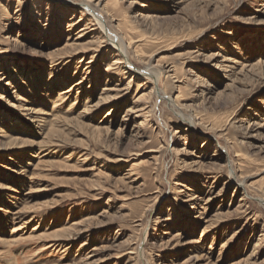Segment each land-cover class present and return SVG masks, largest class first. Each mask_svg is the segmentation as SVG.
I'll return each mask as SVG.
<instances>
[{"label":"rangeland","instance_id":"rangeland-1","mask_svg":"<svg viewBox=\"0 0 264 264\" xmlns=\"http://www.w3.org/2000/svg\"><path fill=\"white\" fill-rule=\"evenodd\" d=\"M64 1L0 0V264H264V0H103L156 84L96 33L52 65L86 24Z\"/></svg>","mask_w":264,"mask_h":264},{"label":"bare ground","instance_id":"bare-ground-1","mask_svg":"<svg viewBox=\"0 0 264 264\" xmlns=\"http://www.w3.org/2000/svg\"><path fill=\"white\" fill-rule=\"evenodd\" d=\"M44 0H36V3H33L34 6H38L39 2H42ZM98 1V3H96ZM103 0H93V1H90V0H80L79 2L77 1H69L67 0L64 1L65 4L68 5V7H70L69 9H72L73 10H77L79 9L81 11V15H82V18L81 19H78L80 20V22H85V27L81 30V32L78 34V37L77 39H75L73 41V39L71 40L72 42L70 43H67L65 48H64V51L62 52H57L54 53L56 54V56L53 57H50L52 58L51 59V64H61L62 60H63V63L65 62L64 60H66L65 58L63 57H72L74 55H83V57H81V62L82 61H85V59L89 58L90 60V63L89 64H97L98 63V59H99V56H100V53L101 51L104 50L105 48V45L103 46V44L97 46L96 48H93L91 47L92 45H87L86 43H83V40L86 39V37H89L90 35H92L93 33H96V34H100V35H103V38L106 39V41L104 42L105 44L108 43L109 46H111V49L112 52L111 54H114V57L116 59L113 60V63H111L107 69V72H109L110 70H114V66H118L119 64L120 65H123L124 69L127 71L128 74H131L132 77L133 75L137 76V77H142V78H145L147 79L148 81H151L152 83L156 84L159 80H160V77H161V73L162 71H158L156 70V67H153L151 65L147 66L145 69H139V68H136V66L130 61V50H132L133 46L132 44H125L123 42V39L114 34L112 31H111V26H109V23H108V20H107V16L105 17L104 15H102L101 13H98L96 7L100 6L101 2ZM37 14V13H36ZM88 14L89 18H85L84 20V16H86ZM110 16V15H109ZM73 23V22H72ZM38 24H40V22H38ZM72 25V30L76 27L75 25L76 24H71ZM116 27V26H115ZM94 36V35H93ZM94 38V37H93ZM92 38V39H93ZM97 38V37H96ZM95 39V38H94ZM99 39V38H98ZM67 41L70 40V38L68 37L66 39ZM93 41V40H92ZM101 41V40H100ZM125 41V40H124ZM90 43V42H89ZM108 46V47H109ZM69 49L72 51V53H68L67 51H69ZM61 50V49H60ZM59 51V50H58ZM105 51V50H104ZM135 51V50H134ZM138 52V51H137ZM138 54V53H137ZM48 55V54H47ZM53 55V53H52ZM90 55H92L91 57H89ZM139 56V55H138ZM225 63L229 62V60H225L224 61ZM86 63V62H85ZM217 68H224L226 69V74L228 75V73H230L231 71H228L227 69H230L229 67L225 66L224 63L221 65V66H218ZM37 68H34V70H37ZM172 69V68H171ZM169 70V74L174 72V70ZM165 71L166 68H164ZM39 71V70H38ZM167 72V73H168ZM228 78V77H227ZM80 84V83H79ZM129 85V84H128ZM76 86V85H75ZM130 87V86H129ZM109 89V88H108ZM112 90V89H111ZM154 94L156 96H159V98L161 99H164L166 101H168L169 103V106H171L172 110L174 113H176L178 116H182V120L187 123L191 128H195L197 126V121L196 120H193V118H190V116H188V114L186 115L184 113V111H182L181 107H179L176 103V100H174V98L172 96H169V95H166L164 94L161 90L157 89L155 86L154 88L152 89ZM123 91V90H122ZM71 92V91H70ZM110 92V91H109ZM117 93V92H116ZM204 93V92H203ZM64 94H67V93H64ZM121 94V93H120ZM110 95V94H109ZM117 96V95H116ZM144 98V95L140 96L139 97V100L143 99ZM103 99V98H102ZM122 99V97H120L119 99L116 98V97H112L111 96H107V97H104V100L105 101H115L116 102H119V100ZM19 100H23L21 98H19ZM138 100V101H139ZM144 100V99H143ZM140 102V101H139ZM101 103V101H100ZM103 104V103H102ZM101 105V104H100ZM99 105V106H100ZM95 106H98L95 105ZM93 108V107H92ZM134 108V107H133ZM89 110V109H88ZM87 110V111H88ZM91 110V109H90ZM93 110V109H92ZM145 110H148L147 109H143L142 111H145ZM24 113L23 115H25L29 121L33 124V127H42L41 124V120H38L37 119V114L38 112L34 111L32 108H24L23 109ZM139 111V110H138ZM149 112V111H148ZM87 113V112H85ZM84 116V115H83ZM40 118V117H38ZM196 118V117H195ZM45 119V118H44ZM43 120V118H42ZM60 120V119H59ZM57 121V120H56ZM64 122V121H63ZM57 126V124H56ZM53 127V126H52ZM264 127V124L262 125L261 128ZM55 130V129H54ZM99 130V129H98ZM52 132V131H50ZM1 133V132H0ZM177 133V132H176ZM59 134V133H58ZM8 135V134H7ZM52 135V133L50 134ZM54 136V135H53ZM10 138V136H2V138ZM52 137V136H51ZM219 137V136H218ZM53 138V137H52ZM25 142V141H23ZM27 143V142H26ZM44 143V142H43ZM45 145V144H44ZM163 145V144H162ZM23 146V145H22ZM228 150V149H227ZM39 154V153H38ZM231 159V158H230ZM234 163V162H233ZM166 164V163H165ZM229 166H230V169H231V180H234V179H237L236 178V175H235V170H234V166L232 164V162L229 163ZM134 182V181H133ZM237 184L239 185V187H244L245 184H246V181L245 180H236ZM246 187V186H245ZM245 189V188H244ZM198 198V197H197ZM193 200H195V197L190 199V201L192 202ZM172 210H169V213H172ZM27 212V211H26ZM25 213V212H23ZM17 214V213H16ZM14 215V214H13ZM14 218H15V215H14ZM22 218V217H21ZM17 219V218H16ZM19 220V219H18ZM169 219H165L164 222L168 221ZM20 221V220H19ZM18 228V227H17ZM17 230V229H16ZM20 230V229H19ZM35 231V230H34ZM54 235V234H52ZM52 235H48V237H51V238H54ZM56 236V235H55ZM36 238V237H35ZM13 239V238H12ZM1 240V239H0Z\"/></svg>","mask_w":264,"mask_h":264}]
</instances>
